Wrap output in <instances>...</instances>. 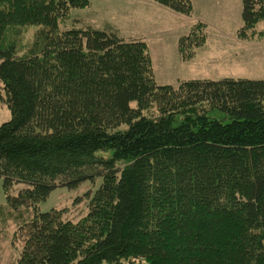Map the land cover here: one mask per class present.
<instances>
[{
    "label": "trees",
    "instance_id": "obj_1",
    "mask_svg": "<svg viewBox=\"0 0 264 264\" xmlns=\"http://www.w3.org/2000/svg\"><path fill=\"white\" fill-rule=\"evenodd\" d=\"M241 2L252 29L264 0ZM86 3L0 0L11 114L0 124L1 205L13 212L17 264H264V79L158 84L143 40L60 29ZM201 24L179 38L183 59L204 43ZM28 25L38 28L25 50ZM97 181L76 220L40 209L59 186Z\"/></svg>",
    "mask_w": 264,
    "mask_h": 264
},
{
    "label": "rangeland",
    "instance_id": "obj_2",
    "mask_svg": "<svg viewBox=\"0 0 264 264\" xmlns=\"http://www.w3.org/2000/svg\"><path fill=\"white\" fill-rule=\"evenodd\" d=\"M191 5L192 10L186 15L154 0H87L85 5L71 8L66 17L59 19V27L109 28L125 40H143L151 57L154 79L161 85H176L189 79H264V19L252 29L243 30L241 0H191ZM196 23H202L205 41L194 49L192 56L183 59L178 40ZM37 28L22 27L20 43L25 44V50ZM10 117L0 98V124ZM97 184L98 181L94 185L84 183L73 191L59 186L40 203V209L46 211L54 206L63 210L64 217L76 220L84 214L87 198ZM19 186L15 185L12 192ZM3 201L0 177V208L4 207ZM10 213H13L10 208L0 209V264H17L21 247L13 238L16 226Z\"/></svg>",
    "mask_w": 264,
    "mask_h": 264
}]
</instances>
